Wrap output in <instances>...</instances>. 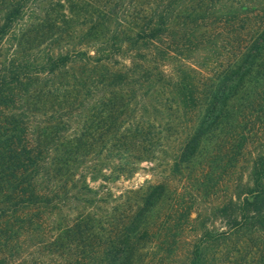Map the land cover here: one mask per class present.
<instances>
[{"label": "trees", "instance_id": "obj_1", "mask_svg": "<svg viewBox=\"0 0 264 264\" xmlns=\"http://www.w3.org/2000/svg\"><path fill=\"white\" fill-rule=\"evenodd\" d=\"M51 1L0 0V264H148L142 247L160 232L175 264H264V0H128L98 17L101 42L25 55L33 27L53 20ZM218 41L228 52L216 68L192 60ZM75 70L82 77L60 85ZM94 102L90 124L75 127ZM127 112L135 163L172 141L171 173L201 164L193 187L210 180L207 196L225 184L222 199L194 211L173 202L172 222L157 214L164 182L108 205L106 188L90 186L106 167L89 155L120 129L126 139ZM184 228L194 234L179 256Z\"/></svg>", "mask_w": 264, "mask_h": 264}, {"label": "rangeland", "instance_id": "obj_2", "mask_svg": "<svg viewBox=\"0 0 264 264\" xmlns=\"http://www.w3.org/2000/svg\"><path fill=\"white\" fill-rule=\"evenodd\" d=\"M86 3V7L83 9H73L71 11H67L66 8L60 9L55 5V1L52 0L50 2L49 10L47 9V14L53 19L50 24L44 26H34L31 33L28 34L27 44L24 46L25 55L32 54L35 52H39L40 50L52 51L57 53L60 50H80L88 45H91L95 42H101L102 37L99 36L98 28L100 25H97L98 17L102 12L110 11L114 4H122L126 3L128 0H83ZM259 0H256L257 3ZM63 3V2H61ZM96 10V11H94ZM115 11V10H114ZM111 19V17H110ZM109 19V20H110ZM108 24L106 25L109 31H113L117 28L118 21L115 17L112 18ZM123 28L126 30L128 23L127 21L122 22ZM225 43V41H224ZM219 50L214 52L212 49H208L205 52L199 54V56H195L192 60H195L205 66L207 71H211L214 67L216 68L223 60V58L227 54L228 46L225 44H221V41H218ZM40 49V50H39ZM220 54L219 56H217ZM43 53L39 52L37 54V58H42ZM195 55V54H194ZM31 63V62H29ZM82 71L75 70L73 72H69L67 75L63 76L60 79V85H65L68 81L78 80L82 77ZM143 91V90H142ZM137 100V99H136ZM97 101V100H96ZM49 107V108H48ZM99 105L94 102V107L91 110L85 111L84 115L82 114L78 120V125L75 124V127L79 129L82 125L90 124V117L96 112ZM54 108H51L48 104L42 109L43 111L52 113ZM41 111V110H40ZM46 115L45 117H48ZM137 117L140 113H136ZM133 115L130 112L124 114L120 120L123 121L122 129L130 131L126 134V139H118V135H116V139L110 141L103 148L101 145L96 146L94 148V153L89 156H95L96 161L102 163L105 169V175L107 176L105 181L97 179L94 182H90V186L92 188H97L99 185H103L106 189H103L104 193H109L111 198L115 200L112 202H108V205L114 206L118 201L121 202L127 196L128 191H135L140 188H144L148 185H153L159 182H164L168 184V188L171 193L168 192L167 200L158 210V216L164 221L166 220V215L172 216L169 218L170 222L174 220V212L170 209V205L174 202L173 205H177L180 203V200L186 202L187 206L193 205L192 211L197 208L199 205L203 207H210V204L213 205L216 201L222 199L224 196V185L217 186V192L208 194L207 196L203 195L204 191L210 192L207 188V185L211 184V181L204 179L205 187L200 192L196 191V188L193 187L192 179L200 178V166L201 164L195 166L190 172H185L183 175H174L170 171V163L171 157L170 153L174 147V143L172 141H167L164 143V149L168 154H164V152L157 153L155 157V161H145L144 155L141 153V160L137 163L134 162L132 157V153L134 152L136 147L132 145L131 132L132 125L134 124V120L132 119ZM135 117V116H134ZM139 118V119H140ZM137 119V118H136ZM144 119H140L142 122ZM118 122V121H117ZM116 122V123H117ZM113 130L115 128H112ZM111 129V130H112ZM78 131V130H77ZM109 135V134H108ZM97 137V135H94ZM109 137V136H108ZM144 147V146H143ZM142 149V147H140ZM139 149V150H140ZM164 150V151H165ZM199 166V167H198ZM191 174L192 178H191ZM200 181V180H199ZM206 192V193H207ZM120 199V200H119ZM176 202V203H175ZM106 206V205H105ZM208 210L205 208V212ZM195 214L193 213L191 217ZM182 235L179 239L180 243L173 244V253L179 254L182 256L180 252L185 250L188 245L189 240L192 238L194 234L187 228H184ZM161 236L157 239L158 235L152 239L151 243L145 244L142 247V251L146 254V261L148 260V264H172L175 262H171L174 259V255H170L169 257L164 256L165 245L160 243V239L164 236L163 232H160ZM247 232H244L241 237L243 240L248 238ZM182 241V242H181ZM247 247V244H245ZM176 251V252H175ZM214 250L207 251V263L210 262V258L213 255ZM162 259L160 262L159 259ZM177 259V258H175Z\"/></svg>", "mask_w": 264, "mask_h": 264}]
</instances>
